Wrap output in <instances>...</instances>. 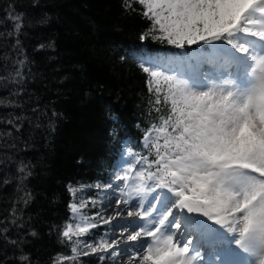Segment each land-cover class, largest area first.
Segmentation results:
<instances>
[{
    "label": "trees",
    "instance_id": "16d2710c",
    "mask_svg": "<svg viewBox=\"0 0 264 264\" xmlns=\"http://www.w3.org/2000/svg\"><path fill=\"white\" fill-rule=\"evenodd\" d=\"M132 7L0 0V264L72 256L75 245L62 235L74 222L70 205L87 202L95 220L124 157L148 155L143 137L166 110H154L140 65L192 57L199 46L142 40L151 21ZM95 224L79 240L95 246L104 234ZM79 252L65 264H109L107 254L83 255V244Z\"/></svg>",
    "mask_w": 264,
    "mask_h": 264
},
{
    "label": "snow or ice",
    "instance_id": "6c2138e0",
    "mask_svg": "<svg viewBox=\"0 0 264 264\" xmlns=\"http://www.w3.org/2000/svg\"><path fill=\"white\" fill-rule=\"evenodd\" d=\"M133 3L151 21L142 40L178 49L198 45L200 57L181 54L140 65L154 110L166 114L145 132L148 155L129 153L134 162L116 177L125 188L135 181L132 191L140 200L132 206L138 210L127 215L145 221L118 225L133 227L126 241L137 242L123 249L127 264H212L202 250L221 244L243 260L218 253V264H264V0H124V7L135 11ZM21 27L18 22L17 32ZM157 189L166 192L152 196L145 208ZM69 191L75 195L77 189ZM123 194L127 205L132 194ZM87 206L70 205L81 221L62 232L75 245L73 255L58 256L54 264L76 260L81 244L90 249L83 255L121 256V240L95 246L79 240L97 227L81 212Z\"/></svg>",
    "mask_w": 264,
    "mask_h": 264
},
{
    "label": "rangeland",
    "instance_id": "374dc122",
    "mask_svg": "<svg viewBox=\"0 0 264 264\" xmlns=\"http://www.w3.org/2000/svg\"><path fill=\"white\" fill-rule=\"evenodd\" d=\"M199 57H200V52L198 51V52L194 53L191 58H193V60H196ZM143 143H144V140H143ZM130 161L134 162V157H129V156L124 157L121 165L119 166V168L115 172L114 182L112 183L111 187H108L107 190L105 191L104 197H103V199L99 205V211L96 214L95 220L93 217L91 218V216L87 213L86 209L83 208L81 210L82 214L89 218V220H88L89 223H95V221H96L97 223L104 225V228H103L104 234H103L102 238L99 240V242L101 240H107L109 243H112L114 240H117V239L122 241V243L119 245V247L117 249V250L121 251L120 257H116L115 259H113L109 254L104 253V254H107L106 256L109 258V264H127L126 259H128V257L123 252V249L126 246L131 248V246L137 242L126 241V236L129 232L133 231V227H135L136 224L145 223V221H141L139 219V217L127 215V212H129V211H137L138 210L136 208H133V206H132L133 204L137 203L140 200V197L137 196L135 194V192L132 191V188L135 184V181L127 182L129 187L125 188L124 187L125 182L119 181L116 179V177L118 175L123 174V169L128 167V163ZM137 167H138V169L140 168V166H137ZM149 183H151V182H149ZM121 189H123V192L121 191ZM161 191L166 192V190L157 189L156 192L148 194L147 200H145V208H147L148 200H151L152 196L157 195ZM125 192H130L132 194V199H131L130 203L127 205L121 203L122 200L128 199V196L123 194ZM118 213H120V214L118 215ZM73 216H74V222L72 223L73 225H75L76 223H81L79 216H77L76 214H73ZM105 219L111 220V223L110 224L103 223V221ZM129 222H132L133 227H128L127 231H125V227L118 226V225L126 226ZM121 233H124V235L122 236ZM145 239H147V238H145ZM99 242L97 241V244ZM193 243H195V241H193ZM232 247H235V246L233 245ZM131 250L134 251V249H131ZM223 250H224V247H223V249L218 250L216 252L208 253V255L205 252L204 258H207L209 261L215 260V261H213L212 264H218V262H216L215 257H217V254L219 253L220 257L224 259L223 253L221 255V251H223ZM89 251H90V249H89ZM97 254H100V253H97ZM240 258H242V257L231 256L227 260H232V261L243 260Z\"/></svg>",
    "mask_w": 264,
    "mask_h": 264
},
{
    "label": "bare ground",
    "instance_id": "6f19581e",
    "mask_svg": "<svg viewBox=\"0 0 264 264\" xmlns=\"http://www.w3.org/2000/svg\"><path fill=\"white\" fill-rule=\"evenodd\" d=\"M117 240H118V239H117ZM221 247H224V250L221 251V255H222V253H223V257H224V259H229L232 255L228 254V252H227V245H226V244H221V245L217 246L215 249L208 250V253H209V252H216V251H218V250L223 249V248H221ZM202 254H204V250H202ZM215 258H216V262H218V261H217V257H215ZM240 259H243V257L240 258ZM124 260H125V259H124ZM126 260H127V259H126ZM213 261H215V260H212V263H213ZM119 262H120V261H119Z\"/></svg>",
    "mask_w": 264,
    "mask_h": 264
}]
</instances>
